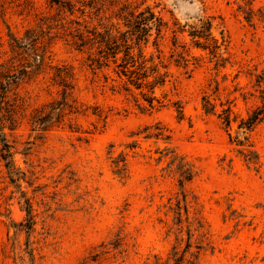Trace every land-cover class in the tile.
Masks as SVG:
<instances>
[{"label": "rangeland", "instance_id": "374dc122", "mask_svg": "<svg viewBox=\"0 0 264 264\" xmlns=\"http://www.w3.org/2000/svg\"><path fill=\"white\" fill-rule=\"evenodd\" d=\"M53 4L0 0V64L43 32L51 64L12 77L0 109V264H152L178 238L196 264H264V122L238 129L261 105L251 78L264 70V0H93L90 19ZM125 4L161 20L144 48L166 66L153 95L124 91L114 64L84 68L71 46V20H87L99 58L108 33L129 30ZM63 66L73 108L51 104ZM229 107L230 128L219 118Z\"/></svg>", "mask_w": 264, "mask_h": 264}, {"label": "trees", "instance_id": "16d2710c", "mask_svg": "<svg viewBox=\"0 0 264 264\" xmlns=\"http://www.w3.org/2000/svg\"><path fill=\"white\" fill-rule=\"evenodd\" d=\"M115 1L117 0H114V2ZM52 2L54 3L53 5L58 6L61 10L67 11L71 15L79 12L82 17L90 19V14L89 16L87 15L88 11L90 13L93 12V0H52ZM121 10L125 11L127 21L126 26L129 30L124 33L119 32V36H114L111 35V33H108V36L103 38L104 40L102 41L105 46H101L98 51L99 58H92V40L90 38L92 29L87 20H83L82 22L79 21V19L71 20V24L74 23L79 26V28L75 30V32L77 31V34L73 35L72 32L69 34L72 38L71 46L76 50L87 54V59L85 58L83 64L84 68H89L90 65L95 64L97 69H104L110 68L111 64H114V72L121 80L124 91L132 93V90L129 87V85H131L139 90L143 96H146L144 90H147L153 95L157 88L162 87L165 84L166 74H161L160 68H166V66L163 64L160 56H158V63H156L154 55L147 56L144 48L149 42L148 39L153 29H159L158 24L161 20H157L151 11H148L149 14L146 12L137 13L132 9L131 5L127 4L123 5ZM44 20L47 21V23L51 22L48 21L47 18ZM207 25L211 28V23L210 26L209 23ZM82 26H84L83 29L81 28ZM49 27L51 28V25H49ZM64 27L65 26H62V28ZM64 31L66 30L64 29ZM29 33L31 32H28L27 34ZM86 33H89V35L87 36ZM43 35L44 32L41 35H38L35 39H29L30 41L27 44L22 43L14 45L13 49L16 51V55L20 57H14L11 61L5 64H0V109L3 110L2 103H6L3 101L6 100V95L11 91L17 80H21L23 76L29 75L33 70L51 66L50 62H48L47 47L46 45H43V42H40L42 41ZM196 46L198 48L206 49L202 44H196ZM92 61L93 64L91 63ZM88 62L91 64L89 65ZM91 69L93 68L91 67ZM57 70L58 74L55 76V79H58L60 86L63 87L60 91L61 100H53L51 104L54 106L62 104L65 109L68 107L73 108L72 105L68 103V99L75 88V86L69 81L70 75H73V69L69 66H63L57 68ZM12 77H14L16 81H14ZM112 80L114 82L116 81L114 79ZM251 81L252 87L259 92V95L256 96V98L259 99L261 105L257 106L251 113H249L247 119L241 120L238 129L243 130L244 135L247 132H252L256 126L264 122V70L260 73L254 72ZM246 96L247 94H244V99H247L245 98ZM155 100L156 98L153 96H147V99L145 98L150 109L154 107ZM203 101V109L205 112L213 113L216 107L215 104L212 103L209 97L204 98ZM139 107L141 108L142 106L139 105ZM232 114V108L229 107L224 108L219 115V118L223 120L228 128L231 127ZM4 121V118L0 116V126L4 127ZM162 135V132L154 134L155 137H160ZM248 138L249 137L244 136V139L240 140L237 137L236 142L238 146L242 147L240 153L247 158L248 161L254 163L257 158V153L251 149L252 145L248 144ZM167 139L169 140V138ZM4 149L8 154L3 157V159H5L7 165L10 167L12 154L7 144ZM185 178L187 181L191 180V174L188 172ZM190 232L191 230H188L189 234ZM191 239L192 237H190L189 241H191ZM183 244H185L184 239L178 238L176 244L167 256L164 258L160 255H156L152 264H196L198 254H196V252H190L189 249L187 250V245L184 249H181Z\"/></svg>", "mask_w": 264, "mask_h": 264}]
</instances>
